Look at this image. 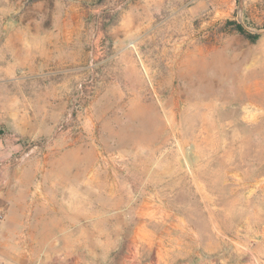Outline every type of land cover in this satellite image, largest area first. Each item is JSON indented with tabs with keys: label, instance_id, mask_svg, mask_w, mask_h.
Wrapping results in <instances>:
<instances>
[{
	"label": "rangeland",
	"instance_id": "obj_1",
	"mask_svg": "<svg viewBox=\"0 0 264 264\" xmlns=\"http://www.w3.org/2000/svg\"><path fill=\"white\" fill-rule=\"evenodd\" d=\"M53 1L26 2L46 9L49 24L61 22L72 4ZM113 1L88 0L87 9L70 11L81 19L84 33L77 41L86 55L66 109H32L38 95L27 80L0 73V137L20 138L10 163L0 157V257L8 264H151L145 248L153 239L131 236L145 195L157 194L159 203L185 214L209 239L215 226L237 229L243 208L231 206L235 194L264 183V0H233V9H213V0H172L183 9H138L125 27V9H117L124 0ZM0 11L3 26L7 15ZM115 40L127 41L126 51L118 53ZM103 44L94 84L80 89L91 75V52ZM38 167L39 174L31 170ZM90 169L94 182L118 184L122 197L137 203L109 225L125 229L120 250L108 251L100 236L88 248L85 238L74 248L72 239L55 246L53 238L40 236L37 223L29 236L28 185H83ZM213 215L221 220L213 222ZM103 224L93 229L100 232ZM166 225L153 221L148 229L161 232ZM220 256L225 261L230 255L206 253L176 264H219Z\"/></svg>",
	"mask_w": 264,
	"mask_h": 264
},
{
	"label": "crops",
	"instance_id": "obj_2",
	"mask_svg": "<svg viewBox=\"0 0 264 264\" xmlns=\"http://www.w3.org/2000/svg\"><path fill=\"white\" fill-rule=\"evenodd\" d=\"M26 1L5 0L4 6H0L7 15L5 25L0 26V38L4 37L0 46V73L13 81L27 80V84L33 89L32 92L38 95V98H32L30 101L31 104H37L32 106V109H66L74 91V82L79 76L75 71L82 64V57L86 55L82 39L77 41L84 33L81 19L75 18L73 14L87 9L88 0H72L65 15L58 17L61 22L52 21L49 24L45 21L46 9H39L37 4L28 5ZM115 1L117 0H114L113 4ZM126 1L123 20L120 23L123 27L131 14L133 18L136 12L139 15L138 9H183L175 7L172 0ZM53 2L59 5L57 0ZM212 5L213 9L234 7L233 0H213ZM59 11L60 9H56V12ZM70 11L73 12L71 17ZM133 25L137 32L142 29L140 21L134 22ZM123 42H114L118 53L126 51L127 41ZM41 95L43 97H40ZM37 125H41L39 120ZM7 128L12 130L10 126ZM14 140L20 138H14L8 133L0 137V157L6 159L7 163H10L8 159L13 156L16 148ZM31 170H36L39 174L43 169L38 167ZM93 170L88 171L90 180L83 185L71 181H56L52 184L38 181L28 185V207H31L27 215L29 236H33V224L37 223L41 231L40 236L53 238L55 246L60 245L62 239H72L69 248H74L78 238H85L89 239V242L85 243L88 248V243L89 246L93 245L92 239L100 236L107 239L102 246L108 248V251L120 250V239L126 237L125 229H121L118 224L117 231H112L109 225L115 221L120 223L126 207L136 206L137 203H133V198L124 199L118 184L110 186L94 182ZM250 188L243 195L236 193L230 200L232 207L237 210L243 208L242 219L233 232L227 233L220 226H215L213 235L207 239L205 234L202 235L189 224L185 214L180 215L170 208L166 209L165 204L159 203L157 194L149 193L141 199L135 210L139 224L131 236L142 237L143 240L153 239L147 242L149 244L145 248L146 252L152 254L151 264L192 261L196 257L202 259L206 253L230 255L229 258H224L225 261L221 256L218 257L219 264H264V183H257ZM220 220V216L213 215V222ZM153 221L165 222L167 225L163 231L154 233L148 229ZM95 222L104 223L100 232L93 229ZM111 238L117 240L111 242Z\"/></svg>",
	"mask_w": 264,
	"mask_h": 264
},
{
	"label": "built area",
	"instance_id": "obj_3",
	"mask_svg": "<svg viewBox=\"0 0 264 264\" xmlns=\"http://www.w3.org/2000/svg\"><path fill=\"white\" fill-rule=\"evenodd\" d=\"M127 1H122L117 9H122L125 7ZM99 50L98 52L96 50ZM104 52H105V46L104 44L100 47V48H97L96 46V49L93 50V52H91L90 54V58H89V69L91 71V75L90 77L88 78V80L82 82L79 84V87L80 89H83L84 88V85H93L94 82H95V73H96V70H97V66L98 64L100 63L101 58L104 57ZM3 218H4V215L0 209V231H1V226H2V222H3ZM0 264H8L5 260H3L1 257H0Z\"/></svg>",
	"mask_w": 264,
	"mask_h": 264
},
{
	"label": "trees",
	"instance_id": "obj_4",
	"mask_svg": "<svg viewBox=\"0 0 264 264\" xmlns=\"http://www.w3.org/2000/svg\"><path fill=\"white\" fill-rule=\"evenodd\" d=\"M236 27H237V29L240 31V32H242V33H244V29H243V27L240 25V24H236ZM258 37L256 36V37H254V40H256Z\"/></svg>",
	"mask_w": 264,
	"mask_h": 264
}]
</instances>
